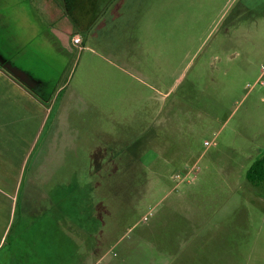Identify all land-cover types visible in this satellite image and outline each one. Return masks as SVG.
Wrapping results in <instances>:
<instances>
[{
  "label": "rangeland",
  "instance_id": "374dc122",
  "mask_svg": "<svg viewBox=\"0 0 264 264\" xmlns=\"http://www.w3.org/2000/svg\"><path fill=\"white\" fill-rule=\"evenodd\" d=\"M108 9L81 50L57 27L48 41L0 37L52 106L18 205L6 204L10 241L28 238L31 262L42 264L67 260L69 238L67 264H264V183L247 180L264 157V0H113ZM88 185L92 237L70 220L58 231L53 219L47 241L25 234L30 215Z\"/></svg>",
  "mask_w": 264,
  "mask_h": 264
},
{
  "label": "crops",
  "instance_id": "0c3cea01",
  "mask_svg": "<svg viewBox=\"0 0 264 264\" xmlns=\"http://www.w3.org/2000/svg\"><path fill=\"white\" fill-rule=\"evenodd\" d=\"M59 1L0 0V37H9L8 41L12 38L15 43H30L35 38H46L48 41L54 38L49 29L57 27L60 29L56 32L57 35L68 37L70 45L73 44L72 39L75 36L81 37L84 45L94 26L93 22L105 15L113 0ZM71 21L78 28L77 32L67 30ZM9 28L17 31L10 35ZM21 29H28V32ZM37 29L42 30L38 32ZM82 48L79 47V50ZM51 107L0 67V253L4 251L14 225V218L11 220L12 205L6 223V204L16 201V206L18 205L31 158L50 122ZM60 116L61 119H67L66 112ZM53 134L54 129L51 128L46 141V151L50 154L46 158L47 164H53L51 158L56 150L53 147ZM64 148L62 144L61 153ZM40 161H43L42 158H39L31 169L34 173L32 181L30 180L31 187H36L39 181L35 173L45 168Z\"/></svg>",
  "mask_w": 264,
  "mask_h": 264
},
{
  "label": "trees",
  "instance_id": "16d2710c",
  "mask_svg": "<svg viewBox=\"0 0 264 264\" xmlns=\"http://www.w3.org/2000/svg\"><path fill=\"white\" fill-rule=\"evenodd\" d=\"M30 92L35 94L46 105L50 104L51 99L43 98L41 95L36 94L32 90H30ZM247 180L255 186L264 183V157L258 159L252 164V166L247 172ZM80 188L81 187H73L71 192L72 194L59 195V197L55 198V201H52V205H49L50 207H48L46 210L43 209L39 213L30 215V217L32 218V225L31 223H29L26 228L27 230H25V234L28 235L29 231L37 232L39 244L47 241L49 235L47 234V229H45V227L53 226V223L51 221V219H53L56 221V224H54V226L58 231H62V229H64L61 227L62 222H64L65 220H70L72 221V223H77L81 228L83 227L89 229L85 230L88 233V235L86 236H88V238L92 237V235L96 232L95 228L97 227V219L92 216V206L94 205V200L92 198V189L90 185H88L84 190V194H82V190ZM69 197L71 198V203L67 205V201H69L70 199ZM83 215H85V218H82ZM88 223L89 225L87 228L86 224ZM93 223L95 226H93ZM25 234H23L22 237H24ZM27 240L28 238L24 240V243H28L29 240ZM69 240L71 241V250L69 251V258L67 260H63L61 264H67L68 262H70V259L74 256L73 254L75 252V244L70 238ZM7 243L9 245L4 251L8 253H6L5 256L0 254V264H42L43 261L41 257H43L45 250H41V252L37 251L34 254H37V257L39 259L41 258L40 262H31L30 258L32 256V253L27 249L26 244L23 243V245L18 247L17 242L13 243L12 241H10V235L7 240ZM30 245L34 247V245H32V242Z\"/></svg>",
  "mask_w": 264,
  "mask_h": 264
},
{
  "label": "water",
  "instance_id": "95a60500",
  "mask_svg": "<svg viewBox=\"0 0 264 264\" xmlns=\"http://www.w3.org/2000/svg\"><path fill=\"white\" fill-rule=\"evenodd\" d=\"M4 63L5 62L0 53V67L4 69L9 75H11L15 80H17L19 83H21L30 90L34 87V85L38 83V80L33 76H31L25 70L17 66H14L12 64H4Z\"/></svg>",
  "mask_w": 264,
  "mask_h": 264
},
{
  "label": "flooded vegetation",
  "instance_id": "af4514ba",
  "mask_svg": "<svg viewBox=\"0 0 264 264\" xmlns=\"http://www.w3.org/2000/svg\"><path fill=\"white\" fill-rule=\"evenodd\" d=\"M0 53L2 55V58H3L4 62H5L4 64H12V65H14V63L9 58H7V56L1 50H0ZM40 86H41V82L38 81V83L36 85H34V87L31 90L33 92H35L36 94H39L38 93V89H39Z\"/></svg>",
  "mask_w": 264,
  "mask_h": 264
},
{
  "label": "built area",
  "instance_id": "2783aa9c",
  "mask_svg": "<svg viewBox=\"0 0 264 264\" xmlns=\"http://www.w3.org/2000/svg\"><path fill=\"white\" fill-rule=\"evenodd\" d=\"M72 43H73L75 46L82 47L83 40H82L81 37H79V36H75V37L72 39ZM206 145H208V143H206Z\"/></svg>",
  "mask_w": 264,
  "mask_h": 264
}]
</instances>
